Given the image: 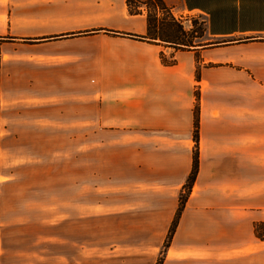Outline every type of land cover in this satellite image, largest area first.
<instances>
[{"label":"crops","instance_id":"obj_1","mask_svg":"<svg viewBox=\"0 0 264 264\" xmlns=\"http://www.w3.org/2000/svg\"><path fill=\"white\" fill-rule=\"evenodd\" d=\"M163 1L209 42L176 48L105 31L146 34L144 7L129 13L125 0H0V159L78 160L57 188L71 198L58 195L44 219L72 223L71 236L30 235L0 166V264H81L82 127L90 175L114 192L86 205L108 208L115 224L89 264H264V0Z\"/></svg>","mask_w":264,"mask_h":264},{"label":"rangeland","instance_id":"obj_2","mask_svg":"<svg viewBox=\"0 0 264 264\" xmlns=\"http://www.w3.org/2000/svg\"><path fill=\"white\" fill-rule=\"evenodd\" d=\"M186 31V37L196 42L195 44L209 42L203 31L199 30L197 21H195V24L193 23L192 28ZM88 134V128H80L81 152L79 160L80 176L78 175V178L81 183L82 211L78 230L81 236V264H89V247L91 245H103L108 238V233L114 230L115 227L112 221L108 222L106 219L105 213L108 208L97 205L90 209L86 207L89 203L95 204L105 201L112 203L114 200V192H103L98 189L105 184V176H101V174L97 176L90 175ZM77 161V159L73 160L67 157L35 160L5 157L0 159V166L6 170H11L13 173L8 174L6 177H11L10 180L14 181L12 186H7L8 193L12 192L19 196L18 203L20 202L21 204V217L32 220V222L25 224L28 226L27 230H31L30 235L36 236V234L44 231H49L50 233L57 232V224L46 223L44 219L51 217V215L55 218L57 211L55 202L58 195H65V197L71 198L72 189L62 191L63 189L58 190L57 188L63 184L72 183L73 166H76ZM23 203L32 204L34 207L26 208V205L23 207ZM59 226L58 230H63L64 234H70L71 236L73 230L72 223H61ZM44 245L50 251H54L57 248L56 243L52 242H47Z\"/></svg>","mask_w":264,"mask_h":264},{"label":"trees","instance_id":"obj_3","mask_svg":"<svg viewBox=\"0 0 264 264\" xmlns=\"http://www.w3.org/2000/svg\"><path fill=\"white\" fill-rule=\"evenodd\" d=\"M129 13H141V7H144L145 17H146V34L145 35H134L128 33L117 32L113 30H105L115 34L128 35L130 37L142 38L148 40H159L162 42H168L170 45L176 48L189 47L192 41L186 37L187 31L183 29L182 24L174 18L171 14L169 8L164 4L163 0H125ZM162 61L164 63H172L173 61H168L164 59L163 54H161ZM198 99L196 94V102L194 104V122H193V138L197 141V126H198ZM197 170V154L196 151L193 153L192 167L190 173L188 174L186 181L184 182L182 189L178 195V207L176 209L174 218L172 219L170 228L168 230L166 239L164 240L163 246H165L170 239L171 233L177 222L178 215L183 207L186 195L189 192L192 181L194 179ZM255 231L260 235L255 226ZM261 236V235H260ZM161 263V255L157 258L155 264Z\"/></svg>","mask_w":264,"mask_h":264},{"label":"built area","instance_id":"obj_4","mask_svg":"<svg viewBox=\"0 0 264 264\" xmlns=\"http://www.w3.org/2000/svg\"><path fill=\"white\" fill-rule=\"evenodd\" d=\"M176 20H180V17H175Z\"/></svg>","mask_w":264,"mask_h":264}]
</instances>
